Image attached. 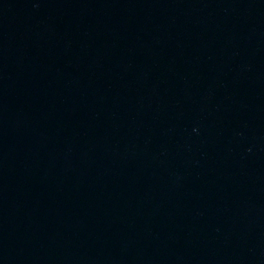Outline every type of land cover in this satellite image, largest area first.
Returning a JSON list of instances; mask_svg holds the SVG:
<instances>
[{"label": "water", "instance_id": "water-1", "mask_svg": "<svg viewBox=\"0 0 264 264\" xmlns=\"http://www.w3.org/2000/svg\"><path fill=\"white\" fill-rule=\"evenodd\" d=\"M0 264H264V0H0Z\"/></svg>", "mask_w": 264, "mask_h": 264}]
</instances>
